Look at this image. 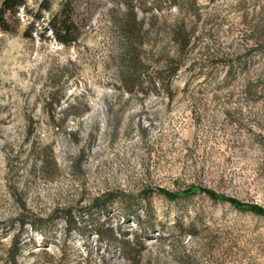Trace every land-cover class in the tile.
Instances as JSON below:
<instances>
[{"label": "rangeland", "instance_id": "374dc122", "mask_svg": "<svg viewBox=\"0 0 264 264\" xmlns=\"http://www.w3.org/2000/svg\"><path fill=\"white\" fill-rule=\"evenodd\" d=\"M66 3L80 35L62 44ZM6 17L0 264H264V0Z\"/></svg>", "mask_w": 264, "mask_h": 264}, {"label": "trees", "instance_id": "16d2710c", "mask_svg": "<svg viewBox=\"0 0 264 264\" xmlns=\"http://www.w3.org/2000/svg\"><path fill=\"white\" fill-rule=\"evenodd\" d=\"M22 5H24V0H5L2 8L0 9V29L1 30H3L4 32L14 31L12 25L10 24L9 20L6 17V14L11 13L12 16H14L17 13L18 8ZM127 7L129 9V12H132L131 6L129 5ZM73 11L74 9L71 3H66L60 12V16L54 18L50 23V29L52 31V34L54 35V38L56 39V41L62 44H67L69 42H75L80 35V27L75 25L74 19H72ZM27 36L30 37V34L28 33ZM137 73L138 72L135 69V67L130 68L129 76H135L137 75ZM129 84L131 85V88L129 89V91H133V89L136 86L140 85L139 77L137 79H132L131 81H129ZM191 193L192 192H187V193H184L183 195L187 196L186 194H191ZM206 194H209L212 197L216 198V196L212 192H208ZM169 197L172 198L173 195H169ZM258 214H263V213L258 211ZM16 254H18V252Z\"/></svg>", "mask_w": 264, "mask_h": 264}]
</instances>
